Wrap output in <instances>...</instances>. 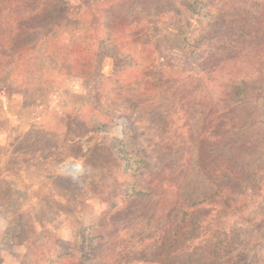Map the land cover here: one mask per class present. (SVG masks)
Returning a JSON list of instances; mask_svg holds the SVG:
<instances>
[{
  "label": "rangeland",
  "instance_id": "1",
  "mask_svg": "<svg viewBox=\"0 0 264 264\" xmlns=\"http://www.w3.org/2000/svg\"><path fill=\"white\" fill-rule=\"evenodd\" d=\"M155 1L58 0L43 15L44 0H0V264H162L161 215L215 189L196 163L199 109L188 118L184 101L224 94L227 70L178 82L206 77L203 52L184 46L215 0L184 23L149 12Z\"/></svg>",
  "mask_w": 264,
  "mask_h": 264
},
{
  "label": "trees",
  "instance_id": "2",
  "mask_svg": "<svg viewBox=\"0 0 264 264\" xmlns=\"http://www.w3.org/2000/svg\"><path fill=\"white\" fill-rule=\"evenodd\" d=\"M57 1L44 0L46 11L33 12H56ZM204 1L158 0V5L156 1L148 5V11L156 15L158 8L160 17L176 11L184 23L182 14L197 11ZM137 6L121 2L126 16L131 12L137 17ZM209 11L211 24L200 27L202 39L184 46L187 52L185 48L203 52L198 62L206 77L181 75L178 82L183 79L184 92L204 80L215 82L217 74L227 70L224 94L214 93L210 86L208 101L198 94L184 101L188 118L191 110L199 109L196 163L215 189L192 200L178 195L179 218L174 215L177 205L161 215L158 260L162 264H264V123L259 119L264 107V0H215ZM170 116L165 114L168 120ZM166 140L165 145L171 146ZM180 162L191 164V155L184 154ZM188 172L182 165L177 180Z\"/></svg>",
  "mask_w": 264,
  "mask_h": 264
}]
</instances>
